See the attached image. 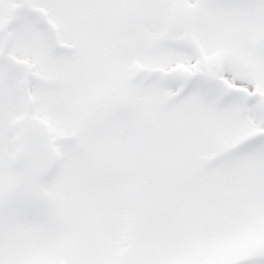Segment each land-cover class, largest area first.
<instances>
[{"label":"snow or ice","instance_id":"obj_1","mask_svg":"<svg viewBox=\"0 0 264 264\" xmlns=\"http://www.w3.org/2000/svg\"><path fill=\"white\" fill-rule=\"evenodd\" d=\"M0 264H264V0H0Z\"/></svg>","mask_w":264,"mask_h":264}]
</instances>
